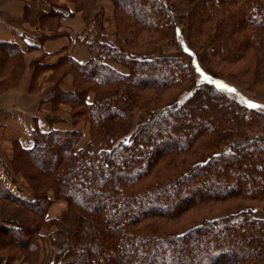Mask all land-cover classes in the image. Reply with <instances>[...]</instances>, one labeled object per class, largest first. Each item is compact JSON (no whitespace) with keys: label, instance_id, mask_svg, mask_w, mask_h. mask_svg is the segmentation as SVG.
<instances>
[{"label":"trees","instance_id":"1","mask_svg":"<svg viewBox=\"0 0 264 264\" xmlns=\"http://www.w3.org/2000/svg\"><path fill=\"white\" fill-rule=\"evenodd\" d=\"M71 1L84 12L86 25L78 40L92 57L85 63L63 57L55 67L67 64L90 87L61 92L54 85L51 101L54 106L65 102L84 107L90 136L81 147L76 129L36 130L27 149L14 142L10 165L33 181V199L14 196L0 180V201L34 212L40 224H0L1 250L34 254L39 239L53 244L55 236L63 243L49 264H264V218L254 216V205L248 203L264 198L263 103L229 94L225 84H234L204 69L207 75L196 79L189 95L151 110L127 141L118 132L126 117L122 107L144 103L140 91L190 81V69L174 57L122 47L106 37L99 18L90 16L89 0ZM178 1L191 4L187 34L168 0H112L115 11L137 29L155 34V40L168 33L166 45L176 41L191 56L194 72L193 30L226 55L245 47L264 61V0ZM0 52V71L21 58L13 44H0ZM91 89L96 94L88 102ZM241 128L246 133L233 139ZM58 198L67 207L59 217L47 218L50 203ZM230 200L245 203L234 213L207 214L186 228L168 224L191 209ZM53 224L54 229L41 232L42 225ZM12 259L0 254V264H12Z\"/></svg>","mask_w":264,"mask_h":264},{"label":"rangeland","instance_id":"2","mask_svg":"<svg viewBox=\"0 0 264 264\" xmlns=\"http://www.w3.org/2000/svg\"><path fill=\"white\" fill-rule=\"evenodd\" d=\"M73 3V1L69 0ZM90 2H86L88 5V10H96L95 6L99 7L96 12H94V16L100 19V23L102 24L103 31L106 37L110 40L115 41L117 44L122 47H129L132 50H136V54L142 55H154L155 57H174L176 59H180L185 61L188 64L191 73V80H187L180 84L178 87H171L167 89H159V90H147L140 91L139 93L144 96V103L132 104L129 107H122L126 109V117L123 119L124 125L122 131H118L120 136L127 141H129L139 127L143 124L146 118L149 116L151 110L157 108L160 105L181 101L185 96L189 95V90L193 88L195 85L196 79L200 76L207 75L204 69L209 70L215 75L222 77L229 83L234 84L230 86L229 84H225L228 91L229 89H235V91H230L229 94L239 93V95L249 96L253 99H256L257 102L263 103V106H259L264 111V61L260 57V53L248 51L245 47L240 49V52H237L236 55H226L222 49L217 48L213 49L212 45L205 41L202 34H196L193 30L189 35V41L194 47V53L196 54V58L192 57V60H197L198 68L194 72L192 67H190L189 63L191 60V56L188 54L182 53L178 43L176 41L167 44L170 40L168 38V33L155 40V34L143 32L140 29H137L133 26L129 19L125 18V15L115 11V6L112 2V10H106L105 13L107 15L106 18H103V2H99L97 0H89ZM171 4V8L174 11L175 19L178 25L181 27L183 33L187 34L188 31V23L190 22V9L191 4H184L179 2L178 0H168ZM75 6V4L73 5ZM127 7H129L126 4ZM81 12V18L84 20V12L83 10H78ZM101 13V14H99ZM105 19V20H104ZM170 37V36H169ZM224 52V53H223ZM114 65V68L117 70H123V67L116 63H110ZM25 69V62L23 58H17V60L13 59L8 61V65L4 67L3 70L0 71V95L7 92L9 89H14L21 84L22 74ZM37 70L34 71V76L31 78L29 83L28 92L31 95H37L39 88L40 92H44L50 88L53 82L54 85L57 86L58 90L61 92H67L62 90L59 85L69 86L67 88H71L68 92H71L75 89H85L90 87L88 83L80 82L79 75L77 72H74L70 66L67 64L60 65L54 67L53 71L48 73L49 75L45 76V78H40V86L37 87V78H38ZM94 87V86H93ZM56 88V87H55ZM96 88V87H94ZM96 90L91 89L88 91L86 96V100L91 102L95 97ZM57 108L55 109L54 107ZM85 108L77 105L70 104L65 102H60L54 106L53 102L50 104V109L47 111L51 115L52 118H56L57 121H65L70 122L71 129H76L79 133L77 147H81L86 143L88 137L90 136V123L88 119L85 117L86 111ZM42 114H45L46 110L40 108ZM46 112V114H47ZM48 115V116H49ZM50 117V116H49ZM65 119V120H64ZM119 122V123H122ZM70 129V130H71ZM121 129V127H120ZM64 131V130H61ZM251 131V129H249ZM245 128H241L236 130L232 134V138L236 139L241 137V135L245 134ZM13 154V151H12ZM165 165V163H163ZM164 170H172V166H164ZM179 165H176V169H178ZM19 172V171H18ZM21 175V181L29 189L32 195V186L33 181L28 180L25 174L17 173ZM39 184L38 180L35 185ZM49 196L53 197L54 192L50 189L48 190ZM245 202L240 200H230L225 202H218L214 206L201 209L194 210L191 209L173 221L169 222L170 227L174 228H186L190 225H194L198 223L203 216H220L224 217L228 212L234 213L235 208L242 205ZM254 205V216L264 218V198L261 200L251 201ZM67 207V202L62 198L53 199L50 203L48 209L50 208V212L53 217L47 218H56L59 217L62 211ZM55 215V216H54ZM11 218V220L16 224H27L31 225L35 223L40 224V219L36 214L28 209L24 208L21 205H18L13 202L8 201H0V217ZM9 221V220H7ZM53 225L41 226V232L50 231V229H54ZM62 228H66L65 225ZM89 232L88 229L85 230ZM7 238V237H6ZM9 239V238H7ZM53 244H50L46 239L38 240V251L36 250L34 254H29L24 250H18L16 248H6L1 250L0 254L4 256H12V264H49L60 245L63 243V239L59 237L52 238ZM13 243V242H12ZM14 246V243H13ZM50 259V260H49Z\"/></svg>","mask_w":264,"mask_h":264},{"label":"crops","instance_id":"3","mask_svg":"<svg viewBox=\"0 0 264 264\" xmlns=\"http://www.w3.org/2000/svg\"><path fill=\"white\" fill-rule=\"evenodd\" d=\"M99 1L104 3L103 18H106L105 11L111 12L112 2ZM73 5L69 0H0V44L17 46L25 62L21 84L0 95V180L14 196L26 201L33 199L31 192L10 165L14 142L27 149L33 145L36 130L48 132L72 128L67 119L52 120V113L49 115L47 111L52 103L53 82L49 89L40 92V78L49 75L63 57L78 63H85L92 57L88 47L78 40L86 24L81 12ZM99 7L96 5L95 9ZM96 10L89 12L91 17ZM35 70L39 72V91L37 95H31L28 88ZM59 86L65 91L71 89ZM40 108L47 114H42ZM47 216L53 217L50 208ZM6 217H0V224L11 220Z\"/></svg>","mask_w":264,"mask_h":264},{"label":"snow or ice","instance_id":"4","mask_svg":"<svg viewBox=\"0 0 264 264\" xmlns=\"http://www.w3.org/2000/svg\"><path fill=\"white\" fill-rule=\"evenodd\" d=\"M226 87V86H225ZM229 91H235V89H229ZM250 107H257L255 104H249Z\"/></svg>","mask_w":264,"mask_h":264}]
</instances>
